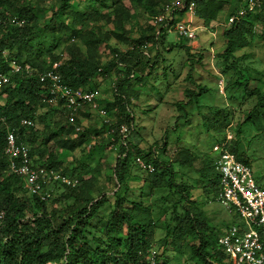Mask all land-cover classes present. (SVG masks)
<instances>
[{
    "label": "trees",
    "instance_id": "16d2710c",
    "mask_svg": "<svg viewBox=\"0 0 264 264\" xmlns=\"http://www.w3.org/2000/svg\"><path fill=\"white\" fill-rule=\"evenodd\" d=\"M87 1L82 10L72 8L69 0H59L57 7L51 8V19L60 20L61 27L68 20V17L64 16L68 15L72 19L65 23V27L71 32L68 35V41L64 49L56 54L52 49L44 52L32 45L39 25L36 16L38 4L31 5L30 0H0V17L3 20L8 21L12 18L18 21L24 20L21 26L8 22L2 29L0 51L6 50L9 58H14L22 64L29 63L38 71L47 69L58 71L62 82L72 89L95 87L98 77L108 79L111 83L112 76L115 75L117 92L116 94L113 92L114 101L108 107L115 108L116 116L113 118L117 123L134 124L131 102L137 94L130 89V86L142 80L136 73L137 67L142 66V60L146 59L147 65L153 66L150 54L144 55V49L141 47L147 42V52L149 47H152L156 48L158 54L162 38L156 39L154 30L149 35L142 33L138 41L130 38L126 26L132 15L121 0ZM130 1L146 9L150 15L156 16L161 11V5L169 0H162L160 3L156 0ZM195 3V15L201 21V25L208 26L217 19L221 6L217 1L195 0ZM241 3L240 0L238 6L232 9L229 15L234 14ZM96 5L107 8L108 11L98 15ZM252 14L255 16L249 19L251 17L249 15ZM252 14L222 30L225 47L217 56L219 76L223 79V76L231 72V74L240 73V77L232 81H229V78L226 79L225 89L230 92L240 91L244 98L255 96V104L242 124L248 121L254 123L257 116L263 118L264 122V95L258 87H248L249 78L241 82L243 73L241 74L237 67V56H235L236 50L247 45L255 33L254 23L258 16L264 17V2L261 10ZM99 18L112 23L113 28L102 32L100 26L94 25L95 28L90 26L93 19ZM76 26L80 27L74 28ZM42 28L47 29L48 26L45 25ZM76 36L81 38L86 46L85 51H82L75 43ZM111 36L125 42V48L112 47L109 43ZM100 44L112 52L111 57L104 62L97 50ZM176 46L182 48L183 44L176 43ZM184 48L186 51L190 49L189 45ZM60 54L65 58L62 59ZM46 58L49 60L46 61ZM187 63L189 70H192L190 62ZM7 71V63L0 54V72L7 73ZM132 73L134 76L130 78ZM186 80L192 86L194 85L184 89L187 102L195 100L198 104L199 98L209 89L194 83L190 72L187 73ZM45 95L46 89L37 77H25L20 73L10 76L9 82L0 92V97L3 96L0 100V264H148L146 254L152 247L149 235L152 234L156 222L152 216V208L134 202L132 207H126L128 200L120 192V188L126 185L134 154L141 153L138 149H125L121 144V155L115 159L112 167L115 181L112 177H108V182L111 185L118 184V189L114 190V187L111 189L113 191L111 195L104 192L97 198L91 196L94 187L92 178L82 182L78 179L79 185L76 187L60 184L69 190L71 202L66 203L65 200L61 202L59 199H50L49 196L43 199L40 195L31 194L24 188L20 176L9 173L8 162L3 155L6 127L18 128V138L29 145L31 158H34L35 153L40 158L47 154L48 164L44 166L59 169L58 157L52 150L47 152L44 147L51 140L64 145L69 142V138H60L58 131L51 129L39 131L33 126L19 125L22 118H29L32 121L37 118L42 120L41 117L48 113L58 112L61 125L57 128L67 127L69 128L67 133L74 131V127L68 125L64 107L47 104ZM180 108L181 105H179ZM42 109L46 110L45 113L39 114ZM215 114L226 117L224 109L218 110ZM225 119L224 127L227 125ZM114 138L120 140L117 132ZM68 146L74 147L73 144ZM228 150L238 160L249 165L246 152L239 145L238 140L233 141L228 146ZM141 160L154 166L153 172H146L149 175L147 186L150 185V191L156 188H167L169 192L179 195L177 202L173 203V210L169 213L174 225L170 226L168 223L165 226V244L170 246V249L180 252L182 246L193 239L195 243H191L189 249L192 256L200 259L201 264H227L224 262L225 254L218 249V238L229 226L221 231L214 224L209 223L205 212L196 205L195 201L190 200V192L185 190L184 184L175 183L170 169L164 168L156 157L145 159V156L141 154ZM189 162H192V158H187L182 163L189 166L191 164ZM211 163L206 164L209 171L206 174V180L213 177V180L209 181L212 188L210 192H214V200L218 201L220 176ZM89 170L88 165H82L79 176L82 172L88 173ZM61 172L67 175L70 171L65 169ZM76 173L77 170L72 169L71 177L78 178L75 176ZM58 203L61 204L59 207ZM105 204L110 210L106 215L101 216L100 211ZM178 206L180 208L176 210ZM160 264H167V262L163 260Z\"/></svg>",
    "mask_w": 264,
    "mask_h": 264
},
{
    "label": "rangeland",
    "instance_id": "374dc122",
    "mask_svg": "<svg viewBox=\"0 0 264 264\" xmlns=\"http://www.w3.org/2000/svg\"><path fill=\"white\" fill-rule=\"evenodd\" d=\"M121 1L132 15L126 26L128 36L134 41H138L142 33L151 34L154 30L152 21L155 14L150 15L146 9L130 0ZM156 1L160 3L162 0ZM214 1L221 4L218 17L210 25L203 26L204 29L198 32L195 39L190 41L184 38L178 39L173 32H170L167 36L162 37L158 54L156 48L149 47L148 53L153 66L147 65L146 59H144L142 66L136 69L138 78L142 80L134 84L140 93L131 102L134 124L133 128L130 129L125 145L119 139L103 138V134L98 135L99 137L91 142L90 136H95L98 132V129L94 127L101 123L100 117L92 112L86 117H80L78 121L81 128L80 133L73 130L67 133L69 129L67 127L57 128L61 125L58 112L48 113L43 118L41 117L42 120L37 118L34 121L35 129L39 131L51 129L58 131L60 138H69V142L64 145L51 140L44 148L47 152L52 150L58 157L57 159L60 161L58 171L67 169L71 172L72 169H76L75 176L80 182L92 178L94 187L91 196L93 198L101 196L104 192L111 195L112 188L118 189V184L111 185L108 182V177L110 176L114 180L112 167L115 159L121 155V144L125 149H138L141 152L140 155L134 154L125 182L126 185L120 188V192L128 200L126 207H132L133 202L142 206H151L152 216L156 222L149 239L151 246L159 251L160 258L165 260L167 264H201V261L198 257L191 255L189 245L195 243L193 239L184 244L180 252L170 249V246L165 244V226L168 223L170 226L174 225L169 213L173 210V203L177 202L179 195L169 192L167 188L149 190L150 185L147 186L149 175L138 165L141 154L145 156V159L156 157L164 168H169L173 174V181L178 185L184 184L185 190L190 192V200L195 201L196 205L205 212L209 223L214 224L221 231L231 224H242L243 221L235 212H228L220 202L215 201L214 192H210L212 188L209 181L211 182L213 177L209 178L208 181L206 180V174L209 172L207 165L211 161L213 164L215 158L218 157L219 151L216 147L225 141L230 146L233 141L238 140L239 145L246 152L254 180L264 188L263 118L257 116L254 123L248 121L242 124L249 110L255 104V96L244 98L240 91L233 90L230 92L225 89L226 79L229 78V81H232L240 77V73L231 74V72L223 76L224 87L222 90L218 86L219 76L216 74V71L220 72L217 56L222 53L225 47L222 30L229 27L226 24V19L231 10L238 6L240 0ZM58 2L59 0H30L31 5L38 4L39 8L36 12L39 25L32 45L44 52L52 49L56 54L64 49L68 41V35L71 32L69 28L65 27V23L72 20L68 15L64 16L68 17V20L61 27L60 20L51 19V8L55 9ZM69 3L72 8L82 10L88 1L69 0ZM96 7L98 15L108 11L107 8L99 5ZM249 16L251 19L255 15ZM258 17L254 23L256 26L255 33L247 45L236 50L235 56H237V67L241 74L243 73L240 78L241 82L244 81L243 79L249 78L248 87H258L264 95V17L262 15ZM193 21L195 24L201 22L196 15L193 17ZM45 25L48 26L47 29L42 28ZM94 25L100 26L102 32L113 28L112 23H107L102 18L93 19L90 26L94 27ZM74 41L82 51L86 50L81 38L76 36ZM109 43L114 48H125V42L113 38V36H111ZM176 43L183 44V47L176 46ZM186 45L190 47L187 51L184 48ZM97 50L102 55V62L111 57V50L103 44H100ZM62 54H60L61 58L64 59ZM48 60L46 58V61ZM187 60L190 62L192 70H189L188 65H186ZM196 70L198 74L195 73ZM189 72L192 78L203 83L202 85L209 89L199 98L198 104L195 100L187 102L184 94L185 87H194L186 80V75ZM101 85L103 92L107 95L112 93L114 97V91L109 80L101 79ZM2 98L3 96L0 97V100ZM185 102L187 103L185 104ZM179 105H181L180 109ZM222 109L225 110L226 119L224 116L215 114ZM44 111L46 110L42 109L39 112ZM224 119L227 121L225 127ZM70 144H73L74 147L70 148L68 146ZM147 154H149L148 157ZM46 156L47 154L40 158L35 153L32 161L35 165H47ZM187 158H192L189 166L182 163ZM82 165H88L90 170L88 173L82 172L79 176ZM70 172H66L67 175L71 176ZM185 193L184 191L183 194L185 195ZM44 194L50 199H59L61 202L65 200L66 203L71 202L69 190L58 183L46 185ZM60 205V203L57 204L58 207ZM179 208L178 206L176 210ZM109 210L105 204L101 208L100 215H106Z\"/></svg>",
    "mask_w": 264,
    "mask_h": 264
},
{
    "label": "built area",
    "instance_id": "2783aa9c",
    "mask_svg": "<svg viewBox=\"0 0 264 264\" xmlns=\"http://www.w3.org/2000/svg\"><path fill=\"white\" fill-rule=\"evenodd\" d=\"M263 2L264 0H244L236 12L227 17V26L261 10ZM195 11V0H169L162 4L160 13L152 21L155 38L161 39L173 32L178 39H195L198 32L204 29L203 26L194 23ZM182 14H188L189 19L182 20ZM8 22L21 26L24 20L18 21L12 18L5 21L0 17V34ZM147 47V42L142 44L144 55H148ZM0 54L8 66L7 73L0 72V92L13 74L20 73L25 77H37L46 89L45 102L52 106L64 107L66 118L70 124L74 125L75 132L81 131L79 125L75 124L76 116L81 112L91 111L101 117L102 124L106 127L104 137L113 140L117 132L122 144L125 145L133 124L117 123L108 110L100 106L95 89L69 88L62 82L60 73L54 69L38 71L29 63L22 64L14 58H9L6 50H1ZM133 76L132 73L130 78ZM116 80L117 77L112 76L111 85L115 94L117 92ZM218 86L220 90L224 87V80L221 76ZM19 125L35 128L34 121L29 118H22ZM17 129V127H6L3 155L7 159L9 173L20 176L26 190L45 199L44 188L50 183L69 187L79 185L76 177L44 165H35L30 157L29 145L19 140ZM97 136H91V142ZM216 149L219 155L214 166L220 176L218 201L228 212H235L243 221L242 224L229 226L219 236L218 249L225 254L224 262L227 264H264V188L254 180L250 166L238 160L228 150L227 141ZM138 165L147 173L154 171V166L144 160L138 159ZM146 260L148 264H160L163 261L159 251L153 247L148 249Z\"/></svg>",
    "mask_w": 264,
    "mask_h": 264
},
{
    "label": "crops",
    "instance_id": "0c3cea01",
    "mask_svg": "<svg viewBox=\"0 0 264 264\" xmlns=\"http://www.w3.org/2000/svg\"><path fill=\"white\" fill-rule=\"evenodd\" d=\"M181 17H182V20H188L189 19V16H188V14H182L181 15ZM196 25H199V26H203V25H201V24H196ZM153 26V25H152ZM154 27V26H153ZM195 70V69H194ZM195 73L196 74H198V71L196 70L195 71ZM216 74L219 76L220 75V72H217L216 71ZM220 77V76H219ZM101 77H98V79H97V83H96V85H95V87H92L93 89H95L96 91H97V100H98V102H99V104H100V106L101 107H103V108H106L108 111H109V114L112 116V117H114L115 118V116H116V111H115V108H113V109H111L110 107H108V105L109 104H111L113 101H114V97H113V95H112V93L109 95H107V93H105V92H103V90L101 89V87H102V85H101ZM193 80H194V83H196V84H203V83H200V82H198V81H196V79L195 78H192ZM106 80V79H105ZM108 80V79H107ZM130 89H132L137 95H139V91H138V89H137V87H134V84L133 85H131L130 86ZM185 89V88H184ZM100 91H102V92H100ZM135 99H133L132 98V101H134ZM185 104H186V102H185ZM109 108V109H108ZM91 111H84V112H81L80 114H78L77 116H76V118H75V124L76 125H79L80 126V124H79V119H80V117H86V116H88V114L90 113ZM41 112H39V114H40ZM93 114H97V113H94V112H92ZM98 115V114H97ZM98 117H99V115H98ZM133 117H134V113H133ZM100 119V125H94L95 127L94 128H97L98 130V132H97V134L96 135H101V134H103V138H108V137H104V132H102V131H104L105 129H106V127L102 124V119H101V117L99 118ZM68 125H70V126H72V127H74V125H72V124H70L69 122H68ZM100 126V127H99ZM75 132V131H74ZM80 132V131H79ZM79 132H76V133H79ZM99 136H97V137H99ZM91 137V136H90ZM94 143H98V142H94ZM100 143V142H99ZM101 144V143H100ZM216 159V158H215ZM214 163H215V160H214ZM213 163V164H214ZM219 202V201H218ZM227 229V228H226Z\"/></svg>",
    "mask_w": 264,
    "mask_h": 264
}]
</instances>
